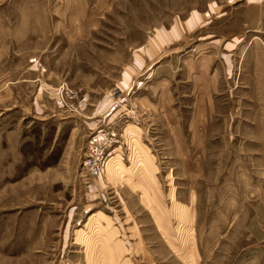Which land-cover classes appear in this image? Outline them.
<instances>
[{
  "label": "rangeland",
  "instance_id": "1",
  "mask_svg": "<svg viewBox=\"0 0 264 264\" xmlns=\"http://www.w3.org/2000/svg\"><path fill=\"white\" fill-rule=\"evenodd\" d=\"M0 264H264V0H0Z\"/></svg>",
  "mask_w": 264,
  "mask_h": 264
},
{
  "label": "built area",
  "instance_id": "2",
  "mask_svg": "<svg viewBox=\"0 0 264 264\" xmlns=\"http://www.w3.org/2000/svg\"><path fill=\"white\" fill-rule=\"evenodd\" d=\"M116 141L107 133L96 134L86 144L81 169L91 177L101 175L107 166L108 160L113 156V144Z\"/></svg>",
  "mask_w": 264,
  "mask_h": 264
},
{
  "label": "bare ground",
  "instance_id": "3",
  "mask_svg": "<svg viewBox=\"0 0 264 264\" xmlns=\"http://www.w3.org/2000/svg\"><path fill=\"white\" fill-rule=\"evenodd\" d=\"M113 158H114V157L112 156L110 159H113ZM110 159H109V160H110ZM109 160H108V161H109ZM113 160H115V159H113ZM113 160H111V161H113ZM107 163H108V162H107ZM106 167H107V166H106Z\"/></svg>",
  "mask_w": 264,
  "mask_h": 264
},
{
  "label": "crops",
  "instance_id": "4",
  "mask_svg": "<svg viewBox=\"0 0 264 264\" xmlns=\"http://www.w3.org/2000/svg\"><path fill=\"white\" fill-rule=\"evenodd\" d=\"M113 164H114V163H113ZM113 164H112L113 167L111 166V168H114L115 165H113Z\"/></svg>",
  "mask_w": 264,
  "mask_h": 264
}]
</instances>
